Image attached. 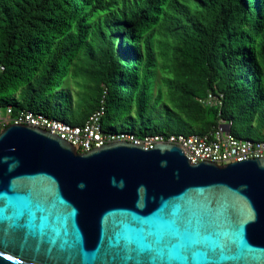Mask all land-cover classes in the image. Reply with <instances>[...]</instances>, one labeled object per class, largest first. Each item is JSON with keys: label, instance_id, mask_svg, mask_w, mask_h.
Here are the masks:
<instances>
[{"label": "trees", "instance_id": "16d2710c", "mask_svg": "<svg viewBox=\"0 0 264 264\" xmlns=\"http://www.w3.org/2000/svg\"><path fill=\"white\" fill-rule=\"evenodd\" d=\"M0 104L71 124L104 105L105 129L166 140L226 120L264 140V0H0Z\"/></svg>", "mask_w": 264, "mask_h": 264}, {"label": "water", "instance_id": "95a60500", "mask_svg": "<svg viewBox=\"0 0 264 264\" xmlns=\"http://www.w3.org/2000/svg\"><path fill=\"white\" fill-rule=\"evenodd\" d=\"M127 139L79 151L0 131V264H264V157L192 162Z\"/></svg>", "mask_w": 264, "mask_h": 264}, {"label": "built area", "instance_id": "2783aa9c", "mask_svg": "<svg viewBox=\"0 0 264 264\" xmlns=\"http://www.w3.org/2000/svg\"><path fill=\"white\" fill-rule=\"evenodd\" d=\"M205 99L209 104L219 103V98L211 93ZM104 114L105 108L104 105H101L88 116L83 124H71L63 119L33 110L15 113L11 105L3 106L0 104V131L11 123L38 126L68 140L79 151H87L121 139L145 143L146 148H153L154 144L159 141H168L180 145L194 163L211 160L225 164L253 157H264V140L234 135L231 133V122L226 120H221L212 132L171 134L166 140L161 134H148L140 137L107 130L102 123Z\"/></svg>", "mask_w": 264, "mask_h": 264}, {"label": "rangeland", "instance_id": "374dc122", "mask_svg": "<svg viewBox=\"0 0 264 264\" xmlns=\"http://www.w3.org/2000/svg\"><path fill=\"white\" fill-rule=\"evenodd\" d=\"M75 77H77V76H75ZM77 79L81 82V84H77V85H74L73 84V87L76 89L75 92L77 93V91L86 90V87L83 84L85 80L81 76L77 77ZM75 96H76V94H75ZM160 122H161L160 124H161V126H162L163 129H167L168 128L167 127V123H166L165 120H162ZM253 127L256 128L255 126H253ZM119 128H121V127H119ZM169 128L171 130L175 131V132H183V130H184L183 128L178 127L176 124H174L172 122L169 123ZM239 135L241 137H243V138H252L254 140H257L258 139V133L255 132L253 134H249V132H248V130L246 128L240 129Z\"/></svg>", "mask_w": 264, "mask_h": 264}]
</instances>
